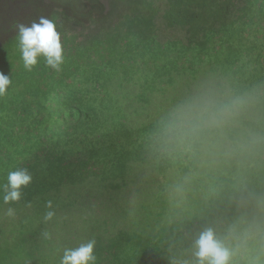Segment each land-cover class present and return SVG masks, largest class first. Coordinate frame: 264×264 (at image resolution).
<instances>
[{
	"label": "trees",
	"instance_id": "1",
	"mask_svg": "<svg viewBox=\"0 0 264 264\" xmlns=\"http://www.w3.org/2000/svg\"><path fill=\"white\" fill-rule=\"evenodd\" d=\"M26 5L0 14V238L20 247L4 264H62L90 242L88 264H199L208 230L228 264H264V0ZM41 17L59 71L23 66L19 25Z\"/></svg>",
	"mask_w": 264,
	"mask_h": 264
},
{
	"label": "clouds",
	"instance_id": "2",
	"mask_svg": "<svg viewBox=\"0 0 264 264\" xmlns=\"http://www.w3.org/2000/svg\"><path fill=\"white\" fill-rule=\"evenodd\" d=\"M18 12L7 18L18 17ZM18 40L25 69L30 71L42 57L48 66L57 71L60 70L64 57L60 33L53 21L41 17L38 23L34 22L31 26L19 25ZM10 84L9 76L0 72V96L6 94ZM31 179L27 170L9 171L6 178L7 183L4 185V202L18 200L21 196V186L28 185ZM197 244L199 251L196 255L200 257L199 264H205V261L207 264H228L229 251L215 238L212 230L203 233ZM93 246L94 242H90L76 250L67 251L62 264H88L90 260L95 259Z\"/></svg>",
	"mask_w": 264,
	"mask_h": 264
},
{
	"label": "rangeland",
	"instance_id": "3",
	"mask_svg": "<svg viewBox=\"0 0 264 264\" xmlns=\"http://www.w3.org/2000/svg\"><path fill=\"white\" fill-rule=\"evenodd\" d=\"M6 1H9V0H6ZM21 1L25 6L19 12L18 18L20 20H23V19L27 18L28 14H30L31 11H30V8L27 7V5H26L28 0H21ZM8 10H9V7L7 5L6 6H4V5L0 6V14H4V15H2V19L5 18V16L7 17ZM2 33H3V31L0 29V36L2 35ZM217 150H219V148ZM173 179L177 180V177L173 176ZM2 242H6L7 244H9V246L6 249H4L1 245ZM13 245L14 244L11 243L9 239L0 238V264H4L6 262H9L14 257H17V258L19 257L20 247H13ZM8 250H10L11 253H9ZM62 261H63V259L61 258L60 262H62Z\"/></svg>",
	"mask_w": 264,
	"mask_h": 264
}]
</instances>
